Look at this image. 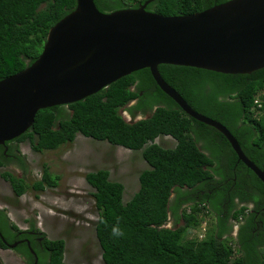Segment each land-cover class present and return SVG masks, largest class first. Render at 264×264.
I'll list each match as a JSON object with an SVG mask.
<instances>
[{"label":"trees","instance_id":"1","mask_svg":"<svg viewBox=\"0 0 264 264\" xmlns=\"http://www.w3.org/2000/svg\"><path fill=\"white\" fill-rule=\"evenodd\" d=\"M94 1L108 13L137 8L146 0ZM226 1L152 0L146 8L164 15H186ZM76 4L77 0H0V79L36 61L49 30ZM159 70L194 109L226 125L246 155L264 170V68L243 74L160 64ZM256 97L263 102L261 109L255 108ZM134 98L140 101L127 110L142 118L130 122L120 110ZM78 133L141 151L149 164L139 175L138 191L127 201L124 183L112 180L109 169L85 176L94 188L99 215L95 229L104 264H264V182L239 160L223 133L188 115L167 95L149 68L128 74L83 100L40 109L31 129L6 142V152V146L0 145V167L8 164L6 154L16 156L25 167L23 142L42 153L73 142ZM168 136L175 146L157 142ZM2 176L17 197L29 190L41 193L55 188L61 178L45 163L41 179L32 183L9 170ZM210 214L214 219L207 236L190 237L189 231ZM171 217L174 226L170 227ZM181 221L184 224L177 226ZM114 228L122 235H113ZM0 232L9 242L21 232L1 207ZM42 233L43 252L32 245L38 264H83L64 260L65 239ZM6 244L0 235V248ZM18 249L26 264H34L27 244Z\"/></svg>","mask_w":264,"mask_h":264},{"label":"water","instance_id":"2","mask_svg":"<svg viewBox=\"0 0 264 264\" xmlns=\"http://www.w3.org/2000/svg\"><path fill=\"white\" fill-rule=\"evenodd\" d=\"M151 1L107 13L94 0H77L76 8L49 30L36 61L0 79V145L31 129L40 109L83 100L149 68L167 95L188 115L223 133L239 160L264 182V170L227 126L194 109L159 70L160 64L243 74L264 68V0H228L186 15L149 11Z\"/></svg>","mask_w":264,"mask_h":264},{"label":"rangeland","instance_id":"3","mask_svg":"<svg viewBox=\"0 0 264 264\" xmlns=\"http://www.w3.org/2000/svg\"><path fill=\"white\" fill-rule=\"evenodd\" d=\"M121 114L128 119L124 108ZM142 116L137 117L136 119ZM166 147L175 146L170 137L158 138ZM36 179H40L43 164L50 172L59 174V185L46 188L43 192L29 190L17 197L9 182L2 177L8 167H0V207L19 228L25 229L31 223L48 238H63L66 241L64 260L69 263L104 264L102 249L96 235L98 211L93 196L94 188L86 180L89 171L109 169L111 179L125 185L124 200H129L140 187L139 175L149 168L141 151L123 146H114L108 141L96 140L77 134L73 142L63 144L56 150L35 152L29 142L20 145ZM15 172V171H13ZM17 176H23L16 172ZM35 180V178H32ZM33 180L29 182L32 183ZM213 215L209 217V229ZM184 224L181 221L177 226ZM167 226H174L171 217ZM199 227L189 231L190 237L198 236ZM237 226L234 231L236 235ZM0 264H26L24 256L12 249H0Z\"/></svg>","mask_w":264,"mask_h":264},{"label":"flooded vegetation","instance_id":"4","mask_svg":"<svg viewBox=\"0 0 264 264\" xmlns=\"http://www.w3.org/2000/svg\"><path fill=\"white\" fill-rule=\"evenodd\" d=\"M151 88V87H150ZM154 88V87H153ZM133 90H137V87L135 85H133L132 87ZM155 89V88H154ZM144 91H140V95H144L143 94ZM139 98H134L131 102H129L124 108V111H126L129 115V118L127 119V121H136L137 117L139 116H142L140 114H137L135 117L132 116L129 111L127 110L128 107H131L135 104H137V102H139ZM149 115V113H148ZM147 115V116H148ZM9 142V141H8ZM4 146V145H3ZM5 152L8 150V144L6 143L5 144ZM6 157L9 159L8 160V164L6 167H8L9 171L13 172L14 174H16V172L19 171V173H22L23 176H19V177H23L24 179H26L27 181H30V180H33L32 178L34 177L36 179V177L33 175V172H32V169L31 167L29 166L28 162L27 164H25V167H23L21 165V163L18 161V158L14 155H10V154H6ZM7 171V170H6ZM3 177V176H2ZM4 178V177H3ZM41 179V177H40ZM34 181V180H33ZM229 180H227L228 182ZM224 206H226V204H224ZM236 228V227H235ZM238 226H237V230H236V234L238 233ZM21 232L19 234L16 235V237L14 238V241L13 242H9L7 241L8 244H12V243H17L16 247L12 248L10 247L8 244L6 248H0V249H12V250H15L18 254H21L22 256H24L22 254V251H20L18 249V247L22 244H27L29 246V243L28 241L30 242L31 246L33 244H36L37 246V249L42 251L45 249V244H44V241H45V236L43 235V233L36 227L35 223H31V225H29L27 228L25 229H21ZM4 238V237H3ZM5 239V238H4ZM3 239V240H4ZM33 250L35 251V249L33 248ZM37 251V250H36ZM35 251L36 255H34L33 253V256L35 257L34 259L36 260V256L38 258V261H39V255L38 253ZM25 258V256H24ZM38 261H37V264H38ZM26 262V260H25ZM34 264H35V261H34ZM45 264H49V263H45Z\"/></svg>","mask_w":264,"mask_h":264},{"label":"built area","instance_id":"5","mask_svg":"<svg viewBox=\"0 0 264 264\" xmlns=\"http://www.w3.org/2000/svg\"><path fill=\"white\" fill-rule=\"evenodd\" d=\"M262 105L263 102L260 99V97H256L255 108L261 109ZM208 229H209V218H206L201 222V225L199 226L198 236H197L198 239H204L207 236Z\"/></svg>","mask_w":264,"mask_h":264},{"label":"clouds","instance_id":"6","mask_svg":"<svg viewBox=\"0 0 264 264\" xmlns=\"http://www.w3.org/2000/svg\"><path fill=\"white\" fill-rule=\"evenodd\" d=\"M168 137H170V136H168ZM170 138H171V137H170ZM113 235H115V236H120V235H122V233H121L118 229L114 228V229H113Z\"/></svg>","mask_w":264,"mask_h":264}]
</instances>
